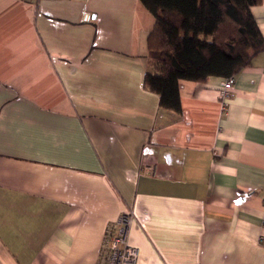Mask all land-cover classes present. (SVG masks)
<instances>
[{"label":"crops","instance_id":"obj_1","mask_svg":"<svg viewBox=\"0 0 264 264\" xmlns=\"http://www.w3.org/2000/svg\"><path fill=\"white\" fill-rule=\"evenodd\" d=\"M153 25L140 0H0V264H94L124 212L136 264H264V50L224 105V77L179 80L175 113L143 87Z\"/></svg>","mask_w":264,"mask_h":264},{"label":"trees","instance_id":"obj_2","mask_svg":"<svg viewBox=\"0 0 264 264\" xmlns=\"http://www.w3.org/2000/svg\"><path fill=\"white\" fill-rule=\"evenodd\" d=\"M260 1L140 0L154 16L143 87L158 95L161 107L179 113V80L228 77L250 65L264 50L250 11Z\"/></svg>","mask_w":264,"mask_h":264},{"label":"built area","instance_id":"obj_3","mask_svg":"<svg viewBox=\"0 0 264 264\" xmlns=\"http://www.w3.org/2000/svg\"><path fill=\"white\" fill-rule=\"evenodd\" d=\"M233 84V75L224 77L221 81L219 96L222 105H224L225 99L230 95ZM147 168L150 171L153 169V166L150 165ZM132 217L131 213L124 212L115 221L106 225L98 256L94 264H136L137 248L127 240V232Z\"/></svg>","mask_w":264,"mask_h":264}]
</instances>
